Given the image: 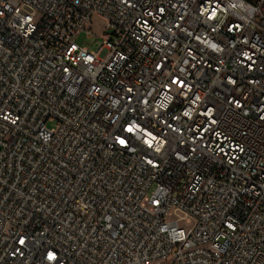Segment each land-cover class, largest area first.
<instances>
[{
    "label": "built area",
    "instance_id": "obj_1",
    "mask_svg": "<svg viewBox=\"0 0 264 264\" xmlns=\"http://www.w3.org/2000/svg\"><path fill=\"white\" fill-rule=\"evenodd\" d=\"M0 264H264V0H0Z\"/></svg>",
    "mask_w": 264,
    "mask_h": 264
},
{
    "label": "rangeland",
    "instance_id": "obj_2",
    "mask_svg": "<svg viewBox=\"0 0 264 264\" xmlns=\"http://www.w3.org/2000/svg\"><path fill=\"white\" fill-rule=\"evenodd\" d=\"M38 19V17H37ZM88 28L91 29L94 38H88L86 34H82L78 38V43L84 46H88L91 51H96L102 43V35L106 32V23L100 18H94L93 21L89 24ZM49 126H53L49 124ZM168 218L170 220H178L179 223L184 227H189L193 220L188 218L184 213L179 212L176 209L170 211Z\"/></svg>",
    "mask_w": 264,
    "mask_h": 264
},
{
    "label": "snow or ice",
    "instance_id": "obj_3",
    "mask_svg": "<svg viewBox=\"0 0 264 264\" xmlns=\"http://www.w3.org/2000/svg\"><path fill=\"white\" fill-rule=\"evenodd\" d=\"M121 143H123V141H121Z\"/></svg>",
    "mask_w": 264,
    "mask_h": 264
}]
</instances>
